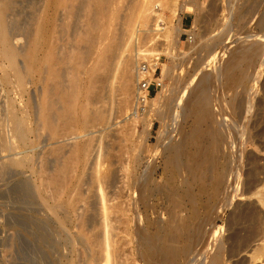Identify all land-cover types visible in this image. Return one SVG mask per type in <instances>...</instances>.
<instances>
[{"label":"bare ground","instance_id":"6f19581e","mask_svg":"<svg viewBox=\"0 0 264 264\" xmlns=\"http://www.w3.org/2000/svg\"><path fill=\"white\" fill-rule=\"evenodd\" d=\"M42 1L40 3L42 5L35 12L32 29H29V33L28 30L25 31V34L29 36L27 43L20 47L18 46L19 42L13 43L16 40L14 34L10 33L11 37L9 35V30L12 29L9 27L11 24L13 28L19 29L18 22V25L15 23L13 25L14 21L11 20L10 24L8 20L14 0H0V56L6 61L8 67H5L10 69L19 88H24L28 77H35L41 87H39L41 94L35 114L37 111V119L42 131L49 134L47 136L50 137V144L52 142L53 147L49 153L56 158L54 170L51 171L52 169L48 168L52 173H47L49 172L46 171L47 164L43 166L45 161L42 163L41 172L39 171L41 180L40 188H37H39L40 194L47 192L49 195L48 199L51 200L52 205L48 209L52 213H56L60 209L72 210L76 207L77 200L74 202L68 200V203H63L61 197L66 185L74 177V169L79 164L85 166L93 162L95 166L91 180L93 183L90 184L91 188L89 186L88 197L86 195L87 199H85L86 197L82 198L80 194L79 196L82 201L87 200L86 206H84L87 208V212H92L91 209L93 210L96 205L97 212H95L99 219L94 221L97 222L95 227L93 226L95 223L91 222L93 225L92 227H89L91 224L88 226L89 230H83L81 224L84 225L85 222L87 224L89 218L92 220L90 214L86 215L83 210L84 213L81 212L79 217L81 220L78 219L81 223L80 227L82 226L81 238L88 246V250L98 257L97 264H226L227 258L231 260L234 254L246 258V254L247 256L249 254L248 249L257 242L261 244L260 248L258 244V250L255 254L252 251L254 255H250L252 258L249 259L250 261L252 259L259 261L263 258L264 168L255 174L256 167L252 166L255 162L252 163L251 166L254 169L252 175L254 176L249 180V187L248 184L243 186L242 181L240 182L243 188L248 187L241 194L239 193L243 188H240L238 177L241 174L239 165L242 163V157H245L251 145V136L249 137L248 133L250 117L253 115L250 116L249 113L252 112L253 107L251 96L255 94L252 95L251 92H254L260 69L264 65V60L260 61L262 59L260 57L264 56V33L260 38L257 36L249 39H254V41L247 40L251 44L244 45L243 42L236 49L226 46L219 59L230 49L229 56L227 54L226 61L223 62L225 58L222 61L224 64H220L223 65L222 67L217 65L220 67L219 70L216 67L214 74L212 72L213 75H211L206 71L210 68H205L206 70L203 68L201 72L193 75L192 79L190 78V81L184 85L180 92L178 90L179 96L173 105V114L170 113L172 116L170 123L172 122V124L165 122V124L171 125V128L172 126L174 128L187 126L188 130L187 132L185 130V133L184 130L178 131L179 128H175L180 133L178 142L172 141L173 135L170 133L172 131H168L171 136L164 134L166 137L163 138L162 132L159 134L162 138L159 137L161 138L160 144L158 147L156 146L157 148L154 147V150L146 146L143 141V144L137 141V145L134 146L131 143V137H134L135 128L132 130L131 125H135L134 123L138 120L143 121L144 133H150L153 126L150 118L145 120L146 113L144 116V112L140 113V110H134V101L132 113L128 114L130 118L125 119L124 117V120L128 122H125L124 125L119 122L121 127L117 134L121 148L115 154L110 152L105 156L100 144H96L97 140L95 142L97 136L98 139H101L104 132L111 127L110 123H107L109 121L105 118L102 108L108 100H111L108 98H110V93L116 89L114 86L117 82H119L122 97L119 99L123 102L121 104L126 106L128 102L132 101L130 99L132 95L133 99L136 97L138 76V62L136 61L138 59L145 60L147 58L146 60L150 62L151 71L148 76L152 78L157 63L156 56L159 54L150 48V45L147 47L146 45L157 41L165 42L168 45L170 38L174 37L172 34L175 27H172V21L168 24L170 19L167 20L163 16V6L168 0H129L128 5L126 4L127 7L124 4L121 7L122 0ZM195 1L192 0L191 4L194 5ZM171 2L173 3V0ZM175 2L176 0H174ZM166 5L167 10H165L168 11V3ZM184 5L183 3L182 6H179V12H182ZM172 6L171 10L169 9L171 14L172 11L175 12V8ZM123 7L126 9L124 16L121 17L120 12ZM248 12L249 10L238 9L235 12V20L242 23L249 14ZM222 15L225 16L224 13ZM262 18V20L260 19L261 24L264 16ZM117 20H120L118 24L115 23ZM180 22L181 18L178 19L177 26L174 24L179 30L182 28ZM211 22L213 23V21ZM22 28L24 31L23 26L18 32H22ZM214 31L212 32L214 33ZM21 32L20 35L23 34ZM213 35L215 36L207 38L204 42V47H208L213 39L209 50H212L213 46L216 48L217 43L213 45L214 42H221L220 36L222 35L220 33ZM12 37L14 40L11 39ZM63 38H66V42L60 44ZM175 40V44H172L174 46L179 43L178 37ZM232 49L235 50L232 51ZM166 50V54L172 60V48H166ZM132 52H135L137 60L131 55ZM190 60H192L191 57ZM208 63L209 61L206 65L210 64ZM256 64H258V71L254 73ZM132 71L135 91H131L132 95L130 96L129 87L133 83L131 82L129 87L128 83L131 81ZM172 71L173 68L164 65L161 78H156L163 90L164 86L161 82L165 77L171 76L174 73ZM175 75L177 74L173 76ZM179 78L183 81V77ZM209 79L220 85L224 83L223 88L235 91L228 102L233 115H228L227 120L222 118L221 111L213 113L217 108L215 110L213 108V112L211 110L208 99V82H211ZM175 80L178 81V79ZM168 81L170 82L169 79ZM170 86L168 88H172L173 85ZM174 87L176 88V85ZM174 91L177 92L176 89ZM162 93L163 91L160 95ZM162 96H164V103L167 102V100L165 101L167 95ZM162 96L157 97V102L153 99L148 101L149 104L147 103V107L150 105L148 110L152 112V115L154 112V116L163 114L162 110H159V104L163 102ZM75 115H81L82 119L76 120ZM6 116L7 120H5L10 128L8 133L11 134H7L8 137L3 148L6 147L10 151L14 148L13 145L15 146L12 144L13 139L24 145L26 138L23 134L24 131L22 132L21 117L18 118L15 107L10 101L6 102ZM122 122L124 123L123 120ZM66 142L68 143L66 144ZM66 147L67 149L69 147V156L63 152ZM225 150H229V154H226ZM257 152L256 156H253L254 160L258 157L264 161V150ZM14 156L13 158L9 156L10 160L7 157L8 162L11 161L10 165L19 167L22 164L24 166L23 160L21 162V158L16 159L17 157L14 158ZM112 158L119 162L117 169L113 170L108 167L102 171L101 161L110 164ZM159 160L162 164V168H160L163 171L164 183L155 179L157 167L159 168L156 164L159 163ZM10 165L8 166L10 167ZM243 175L246 176V174ZM238 194L242 197L239 199L242 201L240 204L249 202V200L252 202L255 197L258 199H255L258 203H248L246 210L240 208L239 211V207L234 208L235 212L237 210V214L232 213L233 217H230L233 220L230 222L232 221L231 225L235 223L232 227H229L230 222L227 225L231 234L226 240H224L225 238L222 240L218 234L221 229L218 231L217 227L220 226H217V222L233 204ZM84 207L82 208L84 209ZM74 212L76 214L77 211ZM74 212L72 211V213ZM81 215H83V220Z\"/></svg>","mask_w":264,"mask_h":264},{"label":"rangeland","instance_id":"374dc122","mask_svg":"<svg viewBox=\"0 0 264 264\" xmlns=\"http://www.w3.org/2000/svg\"><path fill=\"white\" fill-rule=\"evenodd\" d=\"M41 1L42 0H14V4L12 6V11L9 14L8 20H9L10 24L12 23L11 22V20H12V21H14L13 25H14V23H15V25H18V23H19V26H20V24H22V25L20 27L18 26L19 29H17L16 27L13 28V26L11 24V26H9V27L10 28L12 27V29H14V31H12V29L9 28L10 29L9 35H10V33L14 34V35L13 34L12 35L15 37L16 40L13 41V43L19 42L18 46H20V47H23L27 43L29 36H28V34H25V31L28 30L27 32L29 33V29H32L33 22L35 19V12H36V10H38L40 8L39 6L42 5L40 3H42L43 1L42 2ZM128 1L129 0H122L121 1V3H122L121 7L123 4L127 7ZM165 1H167V0H165ZM171 1L172 0H170V3H169V0H168V2H166V3H168V8L170 10H171V6L174 3V0H173V3ZM191 1L192 0H176L174 5L172 6V8H175V10L174 9L173 10L175 12L177 11L176 13L175 12L173 13V11H172V14L177 15V16L173 15L174 17L170 13L171 11L169 9H168V11H166L167 10L166 3H164L165 5L163 6L164 7L163 8V10H164L163 16H165V18L167 20L170 19L168 24H170L171 23L170 21H172L173 26L172 25H170V26L175 27L172 36H174L176 39L178 37L179 43L177 45H175V46L172 45L174 43V40H175L174 37L170 38L171 40L168 41V45L165 42L162 43V41H160L161 43L157 41V42H155L157 44L152 43V44L146 45V47L148 45H150V48L154 49L159 54L158 56H156V59H157L156 62L157 63L155 64V67H154V69H156L154 79L161 78V76H162L161 73L163 72L164 65H166V67H169L171 69L173 68L174 73L172 71V73H173L171 75L172 77L171 76L165 77V79H163V81L161 82L162 85L164 86V90L162 89V87H159L156 90V92L150 98V100L155 99L157 102V97L159 98V96L167 95V97L165 96V101L167 100V102L164 103V96H162L163 102L162 103L160 102L162 104V106H161V104H159L160 105L159 110H162L163 114L162 113L159 114V116H160L159 117L157 114L154 116L155 113L153 112V115H152V112L148 110V109H150V105L147 107L146 112L143 113V115L145 113L147 114V115L145 114L146 118L144 117L145 115L143 116V118H145V120L150 118L149 120L152 121V123H153L152 131L150 133H144L143 132L144 131L143 130L144 124H143V121H141V120H138L136 123H134L135 125H131L132 130L135 128L133 131L134 137H131V143L134 146L137 145V141L138 142L140 141V143L143 144V142H144L146 144V146H148L150 149L152 148L154 150L155 149L154 147H156V146L158 147V144H160V142H159L160 139L162 137L163 138L166 137V136H164V134L170 135V133H171V135H173L172 141L178 142V140L180 139V137H179L180 133L178 131L184 130V133H185V130H186V132L188 130L187 126H177L179 128V129H177L178 130L177 131L175 129L177 127L174 128V126H172V128H171L170 127L171 125H168V124H172V122L170 123V120L172 118L171 114H173V105L175 104L176 98L179 96L178 90L180 92V90L184 87V85L190 81V78L192 79L195 76V74L201 72V70L203 68L204 69L210 68L209 70H211V71L206 70V69L205 70L208 72V74L211 73V75H213L215 72L214 70L216 69L217 65L222 67L223 65H220V64H222L223 62L226 61L227 58H225V57H227V54L230 52L229 51L230 49H229L228 53L225 54L221 58L222 60L219 59L221 57L220 55L222 54L223 49L226 46H229V47L232 46L231 48L236 49V48H238L240 43L242 44L244 42L245 43L244 45L251 44V43H248V41L251 42V41H254V39L249 40L250 38H254L257 36L260 38V36H262V34L264 33V24H263L264 20H263L262 24L260 23L261 22L260 19L262 20L263 19L262 17L264 16V14H263L264 13V11H263L264 10V0H196L195 1L196 3L194 5L191 4ZM124 2H126V3H124ZM183 3L185 4L184 9L182 10V12H179L178 11L180 8L179 6H182ZM125 9H126L125 7L122 8V11L120 12L121 17L124 16ZM238 9H242L243 11L249 10V12H248L249 14H247V16L245 17V20L242 23H238L234 18L235 12ZM221 10H223L225 12H222ZM229 10H231V11H229ZM212 13H214V14H212ZM215 13H217V15H215ZM223 13L225 16L222 15ZM258 15H259V17H258ZM179 18H181L180 23L182 25V28L180 30L176 27ZM211 21H213V23H215V24H213ZM119 22H120V20L119 21L117 20L115 23L118 24ZM174 24L176 26H174ZM208 24H209V26H208ZM23 26L25 29H24V31H23V28L21 29L23 34L20 31L22 34V35H20L19 34L20 32H18V31ZM214 28H217V29H214ZM212 31H214V33ZM217 31H218V33H217ZM14 32H16L18 36ZM212 33L213 34H215V33L219 34L220 33V35H222V36L219 35L221 42L220 41H219L220 43L214 42L213 45H215L217 43V45H215L216 48H214V46H213V48L211 47L212 50H209L210 46H212L213 39H212V41H210L211 44H208L209 45L208 47H204V45H205L204 42L207 40V38L209 39L210 37L215 36ZM175 34L176 35L178 34V36H175ZM206 34H207V36H205ZM203 35H204V37H203ZM263 36H264V34H263ZM10 37H11V35H10ZM223 37H224V39H223ZM259 38H257V39H259ZM11 39L14 40L13 37ZM243 39H245V40H243ZM65 42H66V38H63V41L60 44H64ZM169 42L171 43L170 45L172 48V50H171L172 54H173L172 60H171L170 56L166 54V51H167L166 48L171 49ZM235 49H232V51ZM213 53H214V55H213ZM210 54L212 57L209 56ZM131 55L134 56L135 60L138 59V57H136L137 59L135 58V52L134 53L132 52ZM263 55H264V53H263ZM204 56H206V57H204ZM215 56H217V58H214ZM228 56H229V54H228ZM190 57L192 60H190ZM1 58L2 57L0 56V264H97L98 257L96 255H93L92 252H90L91 250L90 251L88 250L89 249V248H87L88 246H86L85 242L82 240L81 235H80V230L82 229L81 228L82 226H83V230H85V229L89 230V227H92V225L94 223H95V225H93V226L94 227L97 226V222H94V221H98V219H99L97 217V213H96L97 212L96 205L93 207L95 210L91 209V211L93 213L96 211L93 214L92 212H87L86 211L87 208L84 207V206H86L87 200L82 201V198L86 197V195L88 197L89 186L91 188L92 185H90V184L93 183L91 180H92L93 167H95V166H94L93 162L89 163L85 166L82 164H79L78 167L76 169H74L75 170L73 172L74 177H72V179L70 181L68 180L69 183L65 187L64 193L61 197V201L63 203H68V200H71L73 202L77 200L76 201L77 205L75 204L76 207H74V209H76V210H74V209H72V210L71 209H66V210L63 209L62 210V209H60L56 213H52L48 209L52 205L51 200L48 199L49 195L47 194V192L46 193L41 192V194L39 193V191H40L39 185H40V180H41V178H39V176H40L39 171L41 172V170H42L41 168H43V166H45L47 164L48 166L46 165V167H47L46 171H49L47 173L50 174V173H52L51 171L54 170V168H55L54 166L56 165V158H54L49 153L51 147H53L52 142L50 144V141H51L49 139L50 137L47 136L49 134H47L45 131H42L40 122L37 119L38 118L37 117V111L35 114V110L37 107L36 105L39 102L38 98L40 97V94H41V92L39 90L41 87L38 84V82L36 81L35 77H28L24 83V86H23L24 88H19L17 86L16 82L14 81L15 78L12 77L13 75H11L12 73H10V69L8 68L9 69L8 70L5 67V66L8 67V65L6 64V61H4ZM224 58H225V60H224ZM260 58H262V59H260V61L264 60V56L263 57L261 56ZM146 59L144 60V59L140 58L136 62H138V64L140 62H142L140 60H143L146 62L147 61ZM216 59H217V61H215ZM208 61L211 65L209 63H208L209 65H206ZM147 62H148V64L150 63L149 61H147ZM217 63H219V64H217ZM220 67H217V70H219ZM255 67H256L255 69H257V70L254 69L253 72L257 73L255 71H258V64H256ZM212 72H213V74H212ZM174 74H177V75H175L177 77L173 76ZM132 76H133V71H132L131 78H130L131 81L128 83V87L132 81L134 82V80H132ZM179 77H183V81L185 80L187 82L184 81V83H183L182 79ZM210 77H212V76H210ZM166 78H168L170 80V82ZM133 79H134V77H133ZM175 79H178V81ZM211 79H209V81ZM179 80H181V82H179ZM257 80H258V82H256V85L254 86V89H253L254 92H251L252 95H253V93H255V94L253 96H251V99H253L252 100V106L253 107L251 109L252 112L249 113V114H251L250 116L253 115V117H250L251 118L250 126H249L250 129H249V133H248L249 137L250 136L252 137V138L250 137L251 145L249 146L248 151L245 154V157H242L243 161L241 160L242 163H240V165H239V167H240L239 169H240L241 174H240V177H238V179H240L239 183L241 181L243 183V184L240 183V188H243V186H246L248 183L250 184L249 180L252 179L254 176V175H252L253 170H254L252 168V166L255 165L254 167H256L255 168L256 171H254L255 174L257 171L262 170L264 168L263 167L264 161L261 159H258V157H256L257 159L254 160L255 157H253V156H256L255 154L259 148H260L259 151L264 150V145H263L264 144V134H263L264 133L263 132L264 131V120H262V119H264V112H263L264 111V108H263L264 107V65L260 69V74H259V77ZM173 82L174 83L177 82L175 84L176 88L174 87L175 85ZM181 83H183V84H181ZM214 83H216V84H214ZM134 84L135 83L131 84L132 86L130 85V87H129L130 88V96L132 95L131 93L135 91L134 90L135 89ZM178 84H180V85H178ZM208 84H209L208 85V87H209L208 88V93H209L208 99H209L210 104H211L210 106H211L212 112L217 108L216 111L213 113H216L217 111H221L222 118L227 120L228 115L232 114V111L230 110V108L228 106V102L230 101L232 93L235 91H232L233 89L229 90V89L223 88L222 85L224 83H222V85H220L219 83L215 82L214 80H211V82H208ZM210 84H212V85H210ZM170 85H173L172 88H170L171 87ZM168 86H170L169 87L170 89L168 88ZM179 86H180V88H179ZM114 87L116 89L114 88L115 90H113L112 93H110V98H108L111 100H108L105 103L104 108H102V110H104L103 113H104L105 118L108 119V121H109L107 123L108 124L110 123L109 125L111 127H109L110 129H108L107 131L105 130L106 132H104L101 139H98V136H97V138H95V142L97 140L96 144L97 145L100 144L101 148L103 149V154H105V156L107 155V153H110V152L115 154L116 152L119 151V148H121V146L119 145V142H118L119 136H118L117 132L119 131V127H121L120 123L124 125L125 122H128L127 120L126 121L124 120V117H125V119H128L129 115H131L132 110H133V106H134L133 102L135 101L134 100L135 98L133 99V95H132V97L130 98V99H132V101L129 100L130 102H128V104L126 106L124 104H121L123 102H122V100H120L122 97H121V93L119 90V82H117ZM171 89H173V90L171 91ZM174 89H176L177 92H175ZM162 91H163V93H162V95H160ZM164 91H166V92H164ZM168 91H170V92H168ZM236 91H238V90H236ZM239 91H240V89H239ZM172 92H174L175 95ZM170 93H171V95H170ZM176 93H178V94L176 95ZM170 97H171V99H170ZM8 101L12 102L13 106L15 107V111L17 113L18 118L21 117L20 119L22 120V125H23L22 126V132L23 131L25 132V133L23 132V134H25L24 136L26 138L25 139L26 141H24V143H23L24 145L19 144L15 139L12 140L13 141L12 144H15V146L13 145V147L14 148L16 147V149L13 148L14 151H12L13 149L9 151L6 149V147L3 148L4 145L6 144V138L8 137V135L11 134V133L10 134L8 133V130L10 132V128H8L9 124L6 121L7 120L6 102H8ZM213 108H214V110H213ZM156 116H158V117H156ZM261 116H262V118H261ZM75 118H76V120H81L82 116L81 115H75ZM122 120L124 121V123L122 122ZM165 122L168 124H165ZM111 124L113 125V127ZM38 126H39V128H38ZM40 128H41V130H39ZM223 128H225L224 125H223ZM259 128H260V130H259ZM172 129L173 130L175 129V130L173 131ZM168 131H172V132L169 133ZM163 132H165V133H163ZM160 133H161V135H163L162 137H161V135H159ZM141 136L143 139L141 138ZM159 137H161V138H159ZM136 138H137V140H136ZM61 142H63V141L61 140ZM259 142H260V144H259ZM67 143L68 142H66V144ZM254 144L257 146H255ZM65 149H64L65 151L63 150V152H66L68 154L69 147H68V149H67V147ZM259 151L257 153H259ZM225 153L229 154V150L228 151L225 150ZM250 155H252V156H250ZM9 156H10V158H13V156H14V158L17 157L16 159L21 158L20 161L22 162V160H23L24 166H22V164L19 167L18 166L16 167L14 165L11 166L12 165V164L10 165L11 161L8 162V160H10ZM67 156H69V154ZM7 157L9 158L8 160H7ZM72 157H74V156L72 155ZM250 158H251V160H250ZM44 161H45V163H43ZM101 162L102 163H101L100 168L102 171L108 167L109 168L111 167L113 170H116L118 167V164H119V162L114 160V158H112V162L110 164H108V162H106V161H101ZM254 162H255V164L252 165V163H254ZM6 163H9L8 165H10V167ZM42 163L44 164L43 166H42ZM6 166H8V167H6ZM156 166H159V168L157 167L158 173L156 172V175H155L156 178L155 179L164 183V175L162 174L163 171L161 169L162 168L161 160H159V163L157 162ZM48 168L49 169L51 168L52 170L50 171ZM241 170H243V171H241ZM243 174H246V176ZM257 174H258V172H257ZM245 178L247 179L246 181H245ZM241 184L243 186H241ZM249 184H248V187H249ZM37 187H39V188H37ZM244 188L240 191L239 194H241L243 192V190H247V188H245V189ZM262 193H264V192H262ZM79 194L82 195V198H80L81 196H79ZM239 194H238L237 198H235V201H233L234 205L232 204L228 208L231 210L227 209L226 212L223 214L222 218L220 220H218V222H217V226H220L219 228L217 227L218 231L221 229L218 232V234H219V236H221L222 240L224 238H225L224 240H226L231 234L230 233L231 230L229 227H232L235 222L233 221L234 223L231 225L232 221L230 222V220H233V218H231V217H233L232 215L234 213L237 214V210L235 212V209H237L239 207L238 208L239 211H240V208H241V210H244L245 208H247L248 203L251 204L253 202H257L256 200H258V199H256L257 197H255L254 201H252L253 197H254L253 196L252 200H251L252 202H250V200H249V202L244 203L245 205L243 203L240 204L242 201L239 200L241 197V195L239 196ZM83 195H85V196H83ZM46 196H47V198H46ZM87 197L85 199H87ZM78 200H80V201H78ZM83 202H85V203H83ZM236 204H238V205H236ZM254 204H256V203H254ZM239 205L240 206L244 205L245 207L244 206L240 207ZM258 205H256V206H258ZM82 207H84V209ZM81 208H82V210H81ZM83 210H85L86 215H87V213L90 214L91 219L93 220V221L89 220L90 218L87 219L88 225L85 222L84 225H86L87 227L91 224V222L93 223L88 228L80 223L81 218H79V217H80V213L83 212ZM233 210H234V212H232ZM72 211L73 212L77 211V212L75 214V212L72 213ZM228 214H229V216H228ZM83 215H81L82 220H83ZM92 215H93V217H92ZM94 215H96V216L94 217ZM227 217H229L230 219L229 218L227 219ZM228 222H230L229 224L231 226L228 224ZM80 224L82 225L81 227H80ZM227 225H229V227ZM225 236H227V237H225ZM258 244L259 243L257 242V244H255V245L253 244V247H250V249H248L249 254H248V256L246 254V258L245 257L243 258L241 255L240 256L236 255L237 256L236 257L234 254L232 256L233 258H231V260L227 258L226 264H232V263L233 264H251V263L252 264H257V263L258 264H264V257L261 258L259 261H253V259H252V261H250V259L252 258L251 256L255 254V252L258 250V247L260 248L261 244H259V246H258ZM252 251L254 252V254ZM244 259H245V261H244Z\"/></svg>","mask_w":264,"mask_h":264},{"label":"built area","instance_id":"2783aa9c","mask_svg":"<svg viewBox=\"0 0 264 264\" xmlns=\"http://www.w3.org/2000/svg\"><path fill=\"white\" fill-rule=\"evenodd\" d=\"M138 76L136 84V97H135V108L134 110H140L139 112H146L147 103L151 96L160 87V83L155 78V71L153 72L152 78L150 75V68L148 62L142 61L138 64Z\"/></svg>","mask_w":264,"mask_h":264}]
</instances>
